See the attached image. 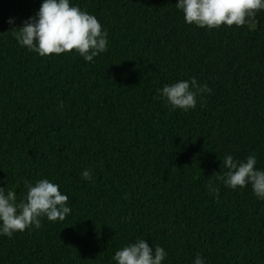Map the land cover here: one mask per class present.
Listing matches in <instances>:
<instances>
[{"label":"trees","instance_id":"16d2710c","mask_svg":"<svg viewBox=\"0 0 264 264\" xmlns=\"http://www.w3.org/2000/svg\"><path fill=\"white\" fill-rule=\"evenodd\" d=\"M41 3L0 0V187L19 199L25 181L49 179L72 213L0 236V264H114L142 238L167 251L164 264L197 253L264 264V201L213 176L225 154H255L264 168V11L207 30L184 22L177 0H71L108 32V51L90 63L18 46L13 27ZM190 77L212 93L170 110L157 90Z\"/></svg>","mask_w":264,"mask_h":264},{"label":"clouds","instance_id":"9594fccd","mask_svg":"<svg viewBox=\"0 0 264 264\" xmlns=\"http://www.w3.org/2000/svg\"><path fill=\"white\" fill-rule=\"evenodd\" d=\"M175 8L183 14L187 25L207 30L233 25L240 28L249 24L258 12L264 11V0H177ZM6 23L15 25V18H9ZM12 30H15L13 36L18 46L40 57L59 56L75 50L85 62L94 63V57L106 53L109 48L108 32L96 16L73 5L71 0H42L35 15ZM211 93L212 89L196 77L157 90L158 97L170 110L183 113L195 110L197 97ZM257 163L255 154L248 155L243 161L225 154L220 160V171L213 176L216 182L233 191L250 187L253 196L264 201V168H258ZM81 175L87 181L94 179L89 169L83 170ZM207 187L219 195L211 182ZM25 188V195L18 199L15 186L0 187V236L12 238L17 232L38 230L44 219L59 223L72 213L69 197L59 190V184L39 179L34 184L25 181ZM167 257L163 247L149 246L142 238L117 250L112 260L114 264H164ZM193 264L207 262L197 253Z\"/></svg>","mask_w":264,"mask_h":264}]
</instances>
